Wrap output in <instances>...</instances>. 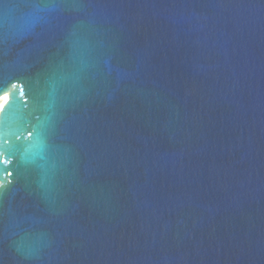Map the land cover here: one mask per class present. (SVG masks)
Instances as JSON below:
<instances>
[{
  "label": "water",
  "instance_id": "1",
  "mask_svg": "<svg viewBox=\"0 0 264 264\" xmlns=\"http://www.w3.org/2000/svg\"><path fill=\"white\" fill-rule=\"evenodd\" d=\"M0 264H264V0H0Z\"/></svg>",
  "mask_w": 264,
  "mask_h": 264
},
{
  "label": "bare ground",
  "instance_id": "2",
  "mask_svg": "<svg viewBox=\"0 0 264 264\" xmlns=\"http://www.w3.org/2000/svg\"><path fill=\"white\" fill-rule=\"evenodd\" d=\"M7 100V95L6 94H2L0 96V108L3 106V104L6 102Z\"/></svg>",
  "mask_w": 264,
  "mask_h": 264
}]
</instances>
